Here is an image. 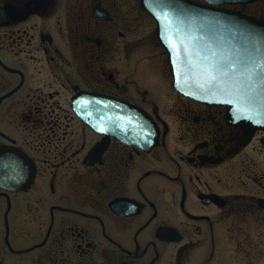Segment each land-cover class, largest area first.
I'll return each mask as SVG.
<instances>
[{
    "label": "flooded vegetation",
    "instance_id": "af4514ba",
    "mask_svg": "<svg viewBox=\"0 0 264 264\" xmlns=\"http://www.w3.org/2000/svg\"><path fill=\"white\" fill-rule=\"evenodd\" d=\"M156 29L142 0H0V264H264V129L179 93ZM83 93L157 143L86 125Z\"/></svg>",
    "mask_w": 264,
    "mask_h": 264
},
{
    "label": "water",
    "instance_id": "95a60500",
    "mask_svg": "<svg viewBox=\"0 0 264 264\" xmlns=\"http://www.w3.org/2000/svg\"><path fill=\"white\" fill-rule=\"evenodd\" d=\"M142 4L157 23V38L168 54L175 89L203 103L227 106L232 118L251 132L264 129V22L187 0H142ZM193 44L200 49V56L193 54ZM213 52L216 61L239 57L248 62L255 67L256 76L249 81L240 64L227 78V93L218 90L219 82L217 88L210 89L200 65L203 57ZM193 63L197 68L190 66ZM73 108L86 125L104 135L131 144L157 143L154 124L134 106L83 93L73 99Z\"/></svg>",
    "mask_w": 264,
    "mask_h": 264
},
{
    "label": "snow or ice",
    "instance_id": "6c2138e0",
    "mask_svg": "<svg viewBox=\"0 0 264 264\" xmlns=\"http://www.w3.org/2000/svg\"><path fill=\"white\" fill-rule=\"evenodd\" d=\"M210 23H212L210 21ZM194 55L200 56L201 52L200 49L193 44ZM216 55L215 52L212 53V56H204L203 60L204 63L200 65L203 72L206 74L204 77L205 84L211 88H217L218 82L220 87L218 88L219 91L227 93L229 91V87L227 85V78L230 77V74L238 68L240 64H243L244 72L247 74V78L249 81H252L253 78L256 76V69L252 67L248 62L240 60L238 57L236 60H232L231 58L225 57L221 61H216L213 57ZM192 68H197V64L193 63L190 65ZM251 99V97H249ZM231 102V101H229ZM249 118L250 117H246ZM100 131H104L103 128Z\"/></svg>",
    "mask_w": 264,
    "mask_h": 264
},
{
    "label": "rangeland",
    "instance_id": "374dc122",
    "mask_svg": "<svg viewBox=\"0 0 264 264\" xmlns=\"http://www.w3.org/2000/svg\"><path fill=\"white\" fill-rule=\"evenodd\" d=\"M145 50L147 52V54H153L155 52H157V50L154 48V46H152L150 43H146L145 45Z\"/></svg>",
    "mask_w": 264,
    "mask_h": 264
}]
</instances>
